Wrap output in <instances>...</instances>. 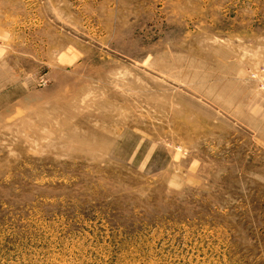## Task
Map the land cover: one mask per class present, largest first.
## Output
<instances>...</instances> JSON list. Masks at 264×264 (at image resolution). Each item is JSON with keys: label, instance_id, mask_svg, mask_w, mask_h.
<instances>
[{"label": "rangeland", "instance_id": "374dc122", "mask_svg": "<svg viewBox=\"0 0 264 264\" xmlns=\"http://www.w3.org/2000/svg\"><path fill=\"white\" fill-rule=\"evenodd\" d=\"M0 264H264V0H0Z\"/></svg>", "mask_w": 264, "mask_h": 264}]
</instances>
